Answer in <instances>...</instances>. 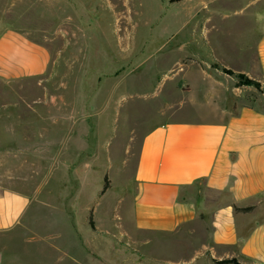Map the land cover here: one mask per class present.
I'll return each instance as SVG.
<instances>
[{
  "label": "rangeland",
  "instance_id": "rangeland-1",
  "mask_svg": "<svg viewBox=\"0 0 264 264\" xmlns=\"http://www.w3.org/2000/svg\"><path fill=\"white\" fill-rule=\"evenodd\" d=\"M252 1L0 0V23L52 53L44 76L0 79V178L68 196L70 233L85 245L87 264L212 260L210 224L177 235L133 229L137 158L146 133L170 121L183 99L186 67L220 66L208 56V33L240 35L252 29L246 16H264V2L245 9ZM219 48L230 60L233 48ZM56 260L67 262L62 252Z\"/></svg>",
  "mask_w": 264,
  "mask_h": 264
},
{
  "label": "crops",
  "instance_id": "crops-1",
  "mask_svg": "<svg viewBox=\"0 0 264 264\" xmlns=\"http://www.w3.org/2000/svg\"><path fill=\"white\" fill-rule=\"evenodd\" d=\"M245 18L250 31L236 35L228 30L213 38L208 33V56L220 66L201 60L186 67L183 99L170 121L146 133L137 158L133 229L177 235L210 224L213 261L207 264L232 259L264 264V16ZM220 46L233 48L230 60ZM51 60L46 45L19 27L0 23L1 80L44 76ZM241 75L257 85H241ZM187 112V118L181 117ZM14 185L0 178V264H59L53 261L57 252L66 257L64 264H87L85 245L70 233L68 196Z\"/></svg>",
  "mask_w": 264,
  "mask_h": 264
},
{
  "label": "trees",
  "instance_id": "trees-1",
  "mask_svg": "<svg viewBox=\"0 0 264 264\" xmlns=\"http://www.w3.org/2000/svg\"><path fill=\"white\" fill-rule=\"evenodd\" d=\"M229 74H233L230 71H226ZM240 78V84H246V85H257L255 82L250 81L249 79H247L245 76H239ZM227 264H239L237 261H230V262H226Z\"/></svg>",
  "mask_w": 264,
  "mask_h": 264
}]
</instances>
